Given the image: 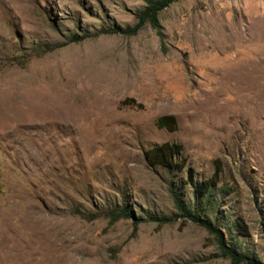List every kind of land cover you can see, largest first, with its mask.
<instances>
[{
	"label": "rangeland",
	"instance_id": "rangeland-1",
	"mask_svg": "<svg viewBox=\"0 0 264 264\" xmlns=\"http://www.w3.org/2000/svg\"><path fill=\"white\" fill-rule=\"evenodd\" d=\"M143 6L0 0V264H230L176 215L169 188L187 196L185 175L147 166L161 142L181 144L196 181L214 177L226 237L264 261V0H175L161 35L144 22L72 40Z\"/></svg>",
	"mask_w": 264,
	"mask_h": 264
},
{
	"label": "trees",
	"instance_id": "trees-1",
	"mask_svg": "<svg viewBox=\"0 0 264 264\" xmlns=\"http://www.w3.org/2000/svg\"><path fill=\"white\" fill-rule=\"evenodd\" d=\"M144 6L135 14V22L132 25L119 27L113 25L107 29H100L93 33H83L74 35L72 40H80L88 36H97L102 33H119L123 35H133L143 25L148 22L149 25L156 29L159 35V25L157 22L158 12L168 4L175 0H142ZM156 126L174 130L176 126L175 119L172 115H162L156 118ZM143 158L149 167H160L169 173H183L184 179L181 182L189 187L187 196H184L179 189L173 185L169 188L173 205L177 211V216L183 220H189L195 224L202 226L208 233L213 234L219 254L229 260L230 264H264L255 256L247 254L237 249L233 243L226 237V233L230 232L231 226L228 220L224 221L222 215H218L219 206L215 203V179L213 176L196 181L194 170L187 164L186 158L182 153V146L177 142H161L152 145L143 151ZM127 205L121 203L119 207L112 206L102 211V216L106 217L108 222H114L123 216H127ZM144 220L153 221L158 224L169 223L173 220V216L156 215L155 213L145 214ZM141 218V217H140ZM138 220H141V219ZM138 221H135V223ZM219 224H218V223ZM234 230L238 234L246 235V226L239 218L234 221ZM221 225V227L219 226ZM221 228H225L226 232ZM228 236V235H227Z\"/></svg>",
	"mask_w": 264,
	"mask_h": 264
}]
</instances>
